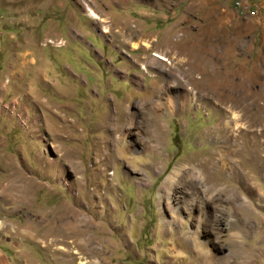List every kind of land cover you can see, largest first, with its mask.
I'll return each instance as SVG.
<instances>
[{
  "label": "rangeland",
  "instance_id": "rangeland-1",
  "mask_svg": "<svg viewBox=\"0 0 264 264\" xmlns=\"http://www.w3.org/2000/svg\"><path fill=\"white\" fill-rule=\"evenodd\" d=\"M0 264H264V0H0Z\"/></svg>",
  "mask_w": 264,
  "mask_h": 264
},
{
  "label": "bare ground",
  "instance_id": "bare-ground-1",
  "mask_svg": "<svg viewBox=\"0 0 264 264\" xmlns=\"http://www.w3.org/2000/svg\"><path fill=\"white\" fill-rule=\"evenodd\" d=\"M154 56L156 57V58H158V59H162V60H164L160 55H157V54H154ZM166 62H167V60H166ZM245 96H247V94H244L243 95V97H245ZM248 97V96H247ZM253 104V103H252ZM235 120H233V122H234ZM262 125H263V123H261L260 124V126L262 127ZM228 127V123H227V125H223V128L224 129H226L227 127ZM261 129H263V128H261ZM240 131H244V132H246L247 130L246 129H241ZM233 136V135H232ZM234 137V136H233ZM221 143H229L228 144V146L226 147L227 149V152H231L232 151V149H231V145H230V143H233V140L231 141V139L229 138V137H225V138H223V140L221 141ZM225 149V148H224ZM220 150V149H219ZM221 153H222V150H221ZM224 154V153H223ZM73 169H75V168H73ZM192 171H190V172H187L186 174H185V177H184V180L188 183V184H191V185H193V183H195L196 184V182L198 181V182H200L201 181V178H200V175H197V176H195V178L194 179H192L193 177H194V174H192L191 173ZM197 174V173H196ZM195 174V175H196ZM192 181V182H191ZM67 183V182H66ZM16 186V185H15ZM193 187V186H192ZM207 189H209V188H207ZM209 190H211V189H209ZM10 193V192H9ZM12 194V193H11ZM8 198H9V195H6ZM3 198V197H2ZM61 216H63V214L61 215L60 214V216H59V218L60 219H63ZM69 216V215H68ZM44 217V216H43ZM58 218V219H59ZM65 218V217H64ZM63 221V220H62ZM66 226V225H65ZM70 228V227H69ZM72 228V227H71Z\"/></svg>",
  "mask_w": 264,
  "mask_h": 264
}]
</instances>
